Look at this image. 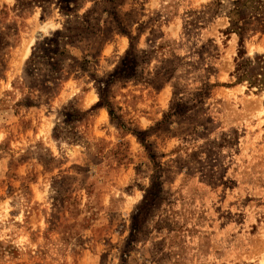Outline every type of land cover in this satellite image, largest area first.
Masks as SVG:
<instances>
[{
  "label": "rangeland",
  "instance_id": "374dc122",
  "mask_svg": "<svg viewBox=\"0 0 264 264\" xmlns=\"http://www.w3.org/2000/svg\"><path fill=\"white\" fill-rule=\"evenodd\" d=\"M233 3L0 0V264H264V90L233 75L264 0L242 35Z\"/></svg>",
  "mask_w": 264,
  "mask_h": 264
},
{
  "label": "trees",
  "instance_id": "16d2710c",
  "mask_svg": "<svg viewBox=\"0 0 264 264\" xmlns=\"http://www.w3.org/2000/svg\"><path fill=\"white\" fill-rule=\"evenodd\" d=\"M253 1L254 0H234V8L231 10V14L235 20L232 22L231 27L233 30L239 31L240 35H242L241 32L244 30L243 25H240V16L242 14V10L245 6L252 3ZM233 75H236V82H247L249 89L256 88L258 92L264 90V55L256 56L254 59H241L239 62H237ZM109 114L115 118L111 108H109ZM154 197L155 194L151 191L147 193L144 202L138 208V213H136L137 215L134 219L135 227L138 226L136 219L138 220V218L142 216L143 212L153 204Z\"/></svg>",
  "mask_w": 264,
  "mask_h": 264
}]
</instances>
